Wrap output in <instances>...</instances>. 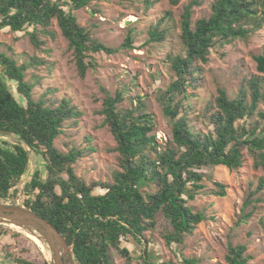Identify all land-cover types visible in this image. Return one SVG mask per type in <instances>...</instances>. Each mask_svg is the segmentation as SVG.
<instances>
[{
	"label": "trees",
	"instance_id": "obj_1",
	"mask_svg": "<svg viewBox=\"0 0 264 264\" xmlns=\"http://www.w3.org/2000/svg\"><path fill=\"white\" fill-rule=\"evenodd\" d=\"M92 1L109 0H0V32L8 29L14 34L25 33L36 51L45 52V38H55L52 26L57 21L68 41L77 74L85 78L97 66L90 53L114 55L134 49L131 35L120 47L112 48L93 39L79 24L74 12ZM168 2L178 6L180 0ZM141 3L147 10L154 0ZM196 5L199 1L195 0L184 8L180 36L183 52L168 57L174 80L158 97L172 126V139L162 149L155 134L156 119L147 112L142 99L120 109L124 94L103 91L99 114L116 141L112 151L119 154V169L112 172V181L108 182L86 183L75 170L86 150L73 147L63 152L56 145L66 123L83 116L78 107L69 98L47 94L36 98L35 85L27 80L31 65L19 64L0 53L3 75L16 84V93L25 102L21 104L0 79V137L15 140L10 146L0 145V203L16 198L17 192L13 190L28 172L30 151L41 156L47 176L43 179L40 171L33 173L24 187L21 206L57 228L73 247L76 264H114L112 250L131 264L134 255L129 245L135 242L142 247L144 264H153L146 234L157 229L159 216L171 225V230L163 234L166 245L176 246L181 253L186 237L192 236L206 220L203 212H196L189 205L205 189L206 175L202 170L224 166L239 171L245 167L247 156L253 160L255 170L264 169V110L259 109L260 104L264 106V77L251 78L250 91L241 89L234 99L219 88L202 113L207 133L192 129L187 105L191 91L204 86L205 65L212 50L237 40L246 41L264 28V0H214L211 15L194 22ZM160 26L150 28L149 42L166 41L169 31L160 30ZM255 60L258 72L264 75V51ZM44 64L34 58L33 65ZM255 116L258 120L252 124ZM216 186L218 190L211 194L225 197V185ZM249 187L244 210L264 202L261 196L256 197L264 190V179L260 178L258 183L251 181ZM247 251L245 244H230L226 263L249 264ZM9 257L15 264H38L28 258L11 254ZM179 264L201 261L182 255Z\"/></svg>",
	"mask_w": 264,
	"mask_h": 264
},
{
	"label": "rangeland",
	"instance_id": "obj_2",
	"mask_svg": "<svg viewBox=\"0 0 264 264\" xmlns=\"http://www.w3.org/2000/svg\"><path fill=\"white\" fill-rule=\"evenodd\" d=\"M142 1H92L89 6L74 12L79 24L91 33L92 38L108 47H120L129 35L134 39L133 50H121L114 55L90 53L97 66L90 69L85 78L77 74L72 53L68 50V41L63 37L57 21L52 26L55 38H45V52L36 51L25 33L14 34L8 29L0 32V53L16 59L19 64L31 65L27 80L35 85L36 98L46 94L59 99L69 98L83 113L80 119L66 123L56 145L63 152L73 147L86 150V156L78 160L75 170L88 184L112 181V172L119 169V154L112 151L116 141L108 127L103 126L104 117L99 114L103 108L104 90L111 94L118 91L124 94L125 101L120 104V109L136 105L142 99L147 112L156 119L155 134L160 149L172 139L171 122L163 114L158 97L161 90L174 80L168 57L183 52L180 38L182 14L184 8L195 0H180L178 6H172L168 0H154L152 8L147 10ZM196 1H199V5L193 8L194 22L209 17L214 2ZM157 25H161L160 30H168L169 34L166 41L151 43L149 30ZM263 51L264 28L246 41L237 40L212 50L210 60L205 65L204 86L193 93L191 91L187 103L189 120L195 132L207 133L208 127L202 113L219 88L225 89L234 99L241 89L250 91L248 83L251 78L264 77L258 72L255 60ZM34 58L43 60L45 64L33 65ZM0 79L25 105L16 93V84L3 75L1 62ZM259 109L264 110L263 104H260ZM256 120L258 116L250 122L255 124ZM14 141L0 137V145L7 143L10 146ZM30 159L28 172L13 190L17 192L16 198L9 199L6 204L13 205L16 202L21 206L25 197L22 186L35 171H40L43 179L46 178L43 158L30 151ZM202 171L206 175L205 189L189 205L194 211L203 212L206 220L192 236L186 237L180 253L176 246L166 245L163 234L171 230V225L159 216L157 229L146 234L150 241L151 262L179 264L184 255L200 259L201 264H227L229 245L245 244L248 247L249 264H264V202L243 209L250 182L258 183L260 178L264 179V169L255 170L253 160L247 156L245 167L239 171H230L224 166L207 167ZM216 183L225 185V197L211 194L218 190ZM259 196L264 199V190L256 197ZM249 213H252L251 216H247ZM17 232L20 236H17ZM21 233L14 226L0 225V264H15L10 254L31 259L38 264H51L50 252H44L28 235ZM129 248L134 255L131 264H144L142 247L135 242ZM112 257L114 264H126L115 250H112Z\"/></svg>",
	"mask_w": 264,
	"mask_h": 264
},
{
	"label": "water",
	"instance_id": "obj_3",
	"mask_svg": "<svg viewBox=\"0 0 264 264\" xmlns=\"http://www.w3.org/2000/svg\"><path fill=\"white\" fill-rule=\"evenodd\" d=\"M0 225L15 226L36 236L50 252L51 264H76L73 247L52 223L37 213L18 204L0 203Z\"/></svg>",
	"mask_w": 264,
	"mask_h": 264
},
{
	"label": "bare ground",
	"instance_id": "obj_4",
	"mask_svg": "<svg viewBox=\"0 0 264 264\" xmlns=\"http://www.w3.org/2000/svg\"><path fill=\"white\" fill-rule=\"evenodd\" d=\"M15 227V226H14ZM16 229H18L20 232H22V233H25L26 235H28L29 237H30V239H31V241H33L38 247H40L42 250H44V252L46 251V247H45V245L36 237V236H34V235H31V234H27L24 230H22V229H19V228H17V227H15ZM17 233H19V232H17ZM21 233V234H22ZM23 235V234H22ZM29 239V238H28ZM29 239V240H30ZM45 254V253H44Z\"/></svg>",
	"mask_w": 264,
	"mask_h": 264
},
{
	"label": "built area",
	"instance_id": "obj_5",
	"mask_svg": "<svg viewBox=\"0 0 264 264\" xmlns=\"http://www.w3.org/2000/svg\"><path fill=\"white\" fill-rule=\"evenodd\" d=\"M25 185H26V183H24V185L22 186V190H24Z\"/></svg>",
	"mask_w": 264,
	"mask_h": 264
}]
</instances>
